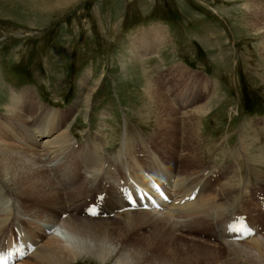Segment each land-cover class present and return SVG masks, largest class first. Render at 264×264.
Returning <instances> with one entry per match:
<instances>
[{"label":"rangeland","instance_id":"374dc122","mask_svg":"<svg viewBox=\"0 0 264 264\" xmlns=\"http://www.w3.org/2000/svg\"><path fill=\"white\" fill-rule=\"evenodd\" d=\"M12 106L28 124L51 108L54 134L109 150L153 135L156 174L209 166L186 208L242 184L238 214L264 233V0H0V121ZM201 239L185 254L208 255Z\"/></svg>","mask_w":264,"mask_h":264},{"label":"bare ground","instance_id":"6f19581e","mask_svg":"<svg viewBox=\"0 0 264 264\" xmlns=\"http://www.w3.org/2000/svg\"><path fill=\"white\" fill-rule=\"evenodd\" d=\"M13 98L19 99L15 91ZM16 106L24 112L21 102ZM15 108L9 107L11 114L0 121V249L12 238L34 248L14 264H74L80 260L98 264H264V233L259 227L254 226L256 233L243 241H231L225 233L226 223L242 215L238 214L242 184L235 192L217 190L199 207L186 208L175 195L184 199L210 172L207 165L198 171L184 166L168 190L177 202L163 203L161 210L117 212L114 188L120 180H144L147 173H155L145 161L156 166L161 163L160 154L153 149V135L137 134L133 139L124 130L119 144L109 150L100 134L85 143L75 142L69 131L54 134L58 120L52 117L51 108L40 109L45 122L38 124L35 119L28 124ZM36 144L38 150L33 148ZM42 147L44 154L40 153ZM25 149L33 153L22 154ZM102 192L107 215H83L88 201ZM220 201H229L232 207L219 212ZM34 228H43V235H48L33 239ZM200 235L205 239L197 247L206 244L208 255L199 256L201 250L185 254L182 245L193 243Z\"/></svg>","mask_w":264,"mask_h":264}]
</instances>
